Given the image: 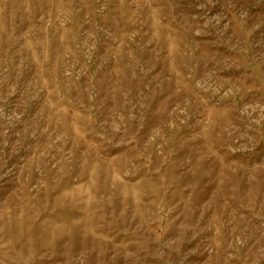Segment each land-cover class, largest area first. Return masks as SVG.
Listing matches in <instances>:
<instances>
[{
    "label": "rangeland",
    "instance_id": "rangeland-1",
    "mask_svg": "<svg viewBox=\"0 0 264 264\" xmlns=\"http://www.w3.org/2000/svg\"><path fill=\"white\" fill-rule=\"evenodd\" d=\"M0 264H264V0H0Z\"/></svg>",
    "mask_w": 264,
    "mask_h": 264
}]
</instances>
